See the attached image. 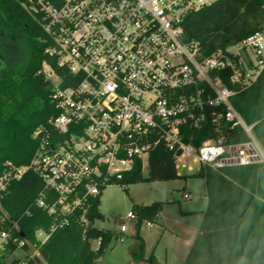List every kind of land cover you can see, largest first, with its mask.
Listing matches in <instances>:
<instances>
[{
	"label": "built area",
	"instance_id": "2783aa9c",
	"mask_svg": "<svg viewBox=\"0 0 264 264\" xmlns=\"http://www.w3.org/2000/svg\"><path fill=\"white\" fill-rule=\"evenodd\" d=\"M205 5L206 0H33L26 6L44 32L45 53L70 73L71 83L43 63L57 111L49 119L55 132L41 126L34 133L39 146L28 165L7 163L0 174V210L12 182L35 173L44 183L37 203L56 221L51 232L36 231L45 242L89 197L122 180L137 160L148 159L153 145L164 143L176 166L190 171L194 165L264 162L253 125L231 101L264 70L263 32L203 57L184 35L187 17ZM203 125L218 136L196 146L192 131ZM238 127L249 140L227 142ZM127 218L135 222L138 215L129 212ZM9 237L0 233V244Z\"/></svg>",
	"mask_w": 264,
	"mask_h": 264
},
{
	"label": "trees",
	"instance_id": "16d2710c",
	"mask_svg": "<svg viewBox=\"0 0 264 264\" xmlns=\"http://www.w3.org/2000/svg\"><path fill=\"white\" fill-rule=\"evenodd\" d=\"M33 0H0V174L11 163L16 167L28 165L39 146L34 133L43 126L55 132L49 119L57 114L52 101V88L41 69L51 64L70 84V73L58 66L56 59L45 53L44 32L26 6ZM264 31V0H214L191 13L185 21L186 42H196L200 53L209 56L257 32ZM22 42L27 47L28 61L24 68L3 72V42ZM68 78V79H67ZM232 105L248 125L264 150V70L247 90L232 97ZM196 146L217 137L209 125L192 131ZM249 140L242 127L231 130L229 143ZM148 174L143 161L137 160L132 171L119 182L173 180L178 177L174 153L164 143L153 145L148 157ZM205 180L207 207L188 256L182 264H264V162L226 166L213 169L201 167L196 174ZM44 183L32 171L12 182L2 197L0 233L10 234L4 244L0 264H99L109 247L111 230L94 226L101 218V194L89 197L84 206L68 215V222L56 228L42 242L36 231L51 232L56 223L38 205ZM138 225L143 220L154 221L160 215L163 202L135 205ZM133 258L148 264L160 262L152 253L145 254L141 237ZM99 241L97 248L93 243ZM21 242L23 244L20 246ZM35 252L31 253V247ZM19 248L26 252L21 258L6 260Z\"/></svg>",
	"mask_w": 264,
	"mask_h": 264
},
{
	"label": "rangeland",
	"instance_id": "374dc122",
	"mask_svg": "<svg viewBox=\"0 0 264 264\" xmlns=\"http://www.w3.org/2000/svg\"><path fill=\"white\" fill-rule=\"evenodd\" d=\"M214 0H206V4H211ZM264 36V31H263ZM3 72H11L17 69H22L26 66L28 61L27 47L22 42H3ZM197 168V166H195ZM149 164L148 159L144 160L143 172L145 175L148 174ZM187 170L181 169L180 172L185 174ZM192 177H178L172 180H160V181H143L134 184H128L127 190L119 182H114L107 185L101 193L100 212L102 213L101 218H96L94 226L100 229H108L113 232V242L109 248V252L105 257L102 264H124L127 262V255L130 254V250L136 248L140 244V239L132 234H128L130 237H124L123 241L116 240V235L121 229L122 225H125L129 230L132 231L134 227L131 223H135L127 218L129 212H136L135 205L140 203L151 204L153 201L161 198L167 201L168 197L165 196L164 187L175 185L182 188V185L189 181ZM168 203V202H167ZM184 204V201L182 202ZM179 207V203L171 200L170 204ZM167 215L170 213H166ZM150 222L143 221L140 226L141 239L144 241L145 254L149 256L154 252V255L158 257V260L162 263L165 262L166 248L172 250L175 244V238L165 234L162 237L161 232L154 229V232L149 230ZM149 231V232H148ZM160 232V233H159ZM150 235V237H147ZM154 237H151L153 235ZM170 234V233H168ZM36 235V234H35ZM37 237V236H36ZM1 242V241H0ZM95 248V247H94ZM139 248H137L138 250ZM31 253L35 252V248L32 246ZM4 255V244H0V257ZM6 260L9 262L14 258H23L26 252L19 248L13 254H5ZM178 264V262L176 263Z\"/></svg>",
	"mask_w": 264,
	"mask_h": 264
},
{
	"label": "crops",
	"instance_id": "0c3cea01",
	"mask_svg": "<svg viewBox=\"0 0 264 264\" xmlns=\"http://www.w3.org/2000/svg\"><path fill=\"white\" fill-rule=\"evenodd\" d=\"M143 166H144V162H143ZM195 166L197 165H194V170L192 171L181 166L179 167L176 166L179 176L186 178L192 177V178H190L189 181H186V183L182 185L181 189L175 185L164 187L163 190L165 196L168 197V200L165 201L162 200L161 198H158V200L152 202V203L163 202V208L160 215H158V217L154 221L143 220L150 222L149 225L150 232H154V229L158 228L157 230L161 232L162 237H164V235L167 234L170 237L175 238L174 240L176 245H174L173 249L169 250V247L166 248L165 262H167L168 264H176L177 262L178 264H182L185 261L193 245V242L199 233V228L203 219L204 211L206 210L207 207L208 200H207L205 180L202 177L196 175L201 168H199L198 166L197 168H195ZM181 169L187 170L186 173L185 174L181 173L180 172ZM185 194H189V197L185 198L184 196ZM172 199L179 203V207L176 206L174 208L173 207L174 205H168L169 207H166L167 204H170ZM183 201L184 204L182 203ZM138 205H148V204L140 203ZM166 213H170V214L167 215ZM141 224L138 225L136 221L135 223H131V225L134 227L132 231L129 230V227L125 231H122V229H120V231L116 235V240L123 241L125 239L124 237H130L128 234H126L127 232L129 234H132V236L141 237L142 236L140 233ZM152 234L153 235H151V237H154V233ZM147 237H150L148 233H147ZM112 242L113 239L109 247L107 248L105 254L99 260V264H102L105 257L107 256ZM98 245H99V241H95L93 243V246L95 248H97ZM139 246L140 244H138L136 248L130 250V254L128 253L127 255V262L124 264H148L147 262H137L134 260L133 256L137 251V248H139ZM156 258L158 260L157 255Z\"/></svg>",
	"mask_w": 264,
	"mask_h": 264
}]
</instances>
